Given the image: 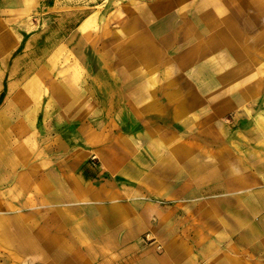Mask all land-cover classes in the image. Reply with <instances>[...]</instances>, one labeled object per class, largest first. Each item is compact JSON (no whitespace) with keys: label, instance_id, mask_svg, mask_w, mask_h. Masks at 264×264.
<instances>
[{"label":"rangeland","instance_id":"374dc122","mask_svg":"<svg viewBox=\"0 0 264 264\" xmlns=\"http://www.w3.org/2000/svg\"><path fill=\"white\" fill-rule=\"evenodd\" d=\"M259 60L245 66L244 0H0V128L8 134L3 143L9 150L0 158L26 156L24 168H12L0 183V202L3 195L9 201L0 203V230L2 219L10 226L0 264H83L85 252L90 264L104 261L100 250L68 254L65 234L56 233L67 224V210L77 214L101 206L82 204V185L112 181L159 209L171 204L135 191L131 179L102 171L98 149L119 135H133L123 139L129 146L138 137V151L118 149L129 159L130 151L137 152L154 174L161 140L175 136L195 146L202 170L199 198L187 195L180 208L236 210V196H213L233 185L225 180L224 164L211 162L210 150L215 154L238 129L246 132L264 117V57ZM150 140H160L154 151L146 147ZM258 148L260 153H249L245 172V264H264V146ZM185 168L181 172L192 171ZM179 170L171 168L174 177ZM19 171L35 173L42 191L39 204L23 207L26 216L20 217ZM65 172L75 176L73 198L57 179ZM50 183L56 184L52 192ZM140 240L163 251L148 232Z\"/></svg>","mask_w":264,"mask_h":264},{"label":"crops","instance_id":"0c3cea01","mask_svg":"<svg viewBox=\"0 0 264 264\" xmlns=\"http://www.w3.org/2000/svg\"><path fill=\"white\" fill-rule=\"evenodd\" d=\"M244 2L245 66L251 59L260 65L262 63L259 59L264 57V39L259 37L264 35V0H244ZM251 25H255L254 29L256 28L252 36L250 32L254 29H251ZM0 125L4 126L3 121ZM262 126H264V117H259L252 126L254 128L247 130L249 132H245V127H242L237 130L235 139L232 138L224 145L216 147L215 154L213 149L210 150L211 162L218 163V165L224 164L227 171L225 180L233 185V188H226L225 191L213 192V196L232 195L231 197L236 196L239 200V207L236 210L223 208L222 212L217 211L214 206L205 210L180 208L187 195H190V200L199 198L196 195V189L200 185L199 177L202 170L197 166L198 151L195 146H187L183 139L175 136H168L161 141L150 140L149 144L147 141V149L150 145L153 151L155 142L160 141L162 144L160 161L156 164L159 173L154 174V169L150 171L144 162L136 158L137 152L135 151L139 150V146L135 144L138 142V137H134L129 146L123 139L132 134L119 135L112 145L98 149L97 155L102 171L112 173L117 178L131 179L135 181L133 188L135 191L144 190L171 204L159 209L154 207L148 199L140 198L141 196L131 195L130 197L131 188L118 186L112 181L82 185L79 190L81 198L78 197L80 201L82 200V204L93 202L101 206L97 209L84 207L77 214L70 210L63 213L67 224L57 228L56 233L65 234L66 245L64 246L67 253L68 250L75 248L83 249V251L100 250L99 255L105 257L101 262L104 264H245V224L246 221L248 222L245 216V204H249V199L245 197V188H247L245 183L249 177L247 173L245 175V172L249 165L251 150L260 153L258 147L264 146ZM251 132H255L252 135L253 139ZM135 134L138 136V131H135ZM144 134L147 135V131ZM4 137H8V134L2 127L0 128V154L9 152L3 143ZM170 141L173 151H170ZM251 141L252 144L258 146L256 148L254 145L251 146ZM118 147L134 149V152L130 151L131 159ZM147 152L151 154L150 151ZM25 157L18 155L15 158L7 155L0 158V166H2L0 183L11 175L12 168H24ZM101 157L105 161L103 164ZM132 161L136 162L133 167L131 166ZM186 166H189L192 171L181 172L183 168L186 169ZM177 167L180 170L177 177H174L175 174L171 172V168L175 170ZM212 172L213 169H210L208 174ZM18 174L20 181L16 191L22 200L18 202L21 206L19 205L17 209V216L20 217L26 216L23 207L34 208L39 204L36 196L42 191L41 186L35 180V173L28 174L25 171H19ZM30 177H33L32 181ZM58 177L57 179L65 183L64 188H66L67 195L73 198L74 174L65 172L58 174ZM55 185L50 183L49 192H52ZM1 193L5 194L6 191L1 190ZM6 198L4 195L1 197L0 203L3 206L9 203ZM3 210L1 212H4ZM2 220L6 225L0 230V248L6 249L10 226L6 220ZM147 232L149 237H154L161 244L163 249L161 253L156 252L153 246L142 243L141 236ZM213 234L215 237L212 236ZM228 237L233 239L225 244L224 239ZM212 238H214L213 241ZM89 255L88 252L82 253L83 264L89 262L86 260L90 257ZM91 263L95 264L94 261Z\"/></svg>","mask_w":264,"mask_h":264}]
</instances>
